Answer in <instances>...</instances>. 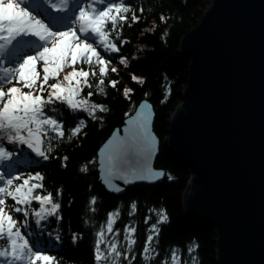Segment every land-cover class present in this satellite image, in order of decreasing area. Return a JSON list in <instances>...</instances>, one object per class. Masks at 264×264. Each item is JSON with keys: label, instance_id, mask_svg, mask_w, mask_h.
<instances>
[{"label": "trees", "instance_id": "1", "mask_svg": "<svg viewBox=\"0 0 264 264\" xmlns=\"http://www.w3.org/2000/svg\"><path fill=\"white\" fill-rule=\"evenodd\" d=\"M210 1L125 0L132 11L126 14L127 22H120L117 32L109 37L120 50L106 51L99 41L94 45L103 59L110 60L106 75L100 76L99 66L90 70L87 64L76 65L77 70L84 68L90 71L89 82L93 85L91 88L84 86L81 96L89 99L90 103L105 105L108 110H97V119H93L87 112L73 111L66 104L49 105L45 112L62 125L64 138H59L52 131L43 137V147L47 149L51 145L47 160L29 152L25 144H12L6 138L0 139V146L11 154V158L0 160V172L5 173L6 177L40 173L44 177V189H37L34 195L51 192L53 200L61 205L59 219L57 216H47L39 219L38 223L33 210L38 211L40 205L35 200L27 218L22 213H14L19 220H27V228L22 227L21 232L29 243L38 244L40 250L55 256L60 264H96L95 247L98 240L100 249L105 254L109 245L114 242L122 253L128 255V260L121 256L120 264H129V261L131 264H168L173 249L178 250L181 264H193V257L195 264H216L215 231L185 217L182 197L189 172L176 165L166 150L160 148L154 164L155 169L164 171L163 179L151 185H133L120 196L105 191L97 181L96 170V153L99 147L145 98L150 99L155 114V135L161 142L167 135L168 117L181 101V91L188 80L189 59L178 52L179 42L198 23ZM88 4L99 9L105 6L94 4L93 0H81L79 4L74 0L67 16L78 15V11L74 12L73 9L86 7ZM22 6H26L37 19L49 18L40 0H27V4ZM140 9L144 11L141 12ZM133 13L140 17L139 22L131 23ZM129 23L131 27L128 26ZM108 27L111 28V25ZM117 35L120 40H116ZM121 57L126 58L127 66L120 63ZM0 64L3 67L11 66L3 56H0ZM111 68H116L117 71L112 72ZM69 71L70 68L65 69L58 79H62ZM91 71L96 72L95 77L91 75ZM133 76L142 78L143 83L133 80ZM101 78L104 79V85L101 86L104 92H99L96 88ZM111 80L118 81L115 88L110 86ZM54 82L56 81H49ZM125 88L132 90L128 98L124 95ZM89 92H92L91 97L87 95ZM80 121H84L86 126L78 135L70 138L71 130ZM65 156L68 157L67 161H63ZM62 164H66V167ZM83 166L87 167L86 172H81ZM93 197L96 198L95 204L90 203ZM133 202L136 204L134 211L131 208ZM9 203L14 202L9 200ZM161 210L169 219L167 223L157 224ZM114 213L118 215L112 217V240L107 234V227L109 217ZM153 224H157L160 229L158 236L151 231ZM132 228L136 230L133 235L136 243L129 252L126 237ZM100 233H103V237H100ZM73 234H77L75 243ZM149 235L154 237L151 245L154 251L150 252V256L155 259L145 261L143 248ZM193 241L198 247L189 254V246Z\"/></svg>", "mask_w": 264, "mask_h": 264}, {"label": "water", "instance_id": "2", "mask_svg": "<svg viewBox=\"0 0 264 264\" xmlns=\"http://www.w3.org/2000/svg\"><path fill=\"white\" fill-rule=\"evenodd\" d=\"M178 52L188 80L167 135L143 99L97 150V181L114 196L158 183L163 148L189 172L183 211L214 229L215 263L264 264V0H211Z\"/></svg>", "mask_w": 264, "mask_h": 264}, {"label": "snow or ice", "instance_id": "3", "mask_svg": "<svg viewBox=\"0 0 264 264\" xmlns=\"http://www.w3.org/2000/svg\"><path fill=\"white\" fill-rule=\"evenodd\" d=\"M81 0H77L79 4ZM94 4H104L102 9L88 4L86 7L74 8L78 15L61 17H49L52 26L41 19H37L26 6L27 0H0V56L11 65L3 67L0 64V139L6 138L9 143L26 144L38 156L47 160L48 152L43 147L42 137H46L49 131L55 132L61 139L64 138L62 125L57 119L47 115L45 109L49 105L56 103L66 104L73 111L87 112L90 117L97 119L96 112H106L105 105L90 103L89 99L81 96L83 87H93L89 82L90 71L76 65L87 64L89 69L99 66L101 77L106 75L107 66L110 60H105L97 51V41L104 46L106 51L118 52L120 49L109 37L117 32L120 22H127V13L132 11L131 6L125 0L118 2H108V0H93ZM56 11H68L67 0H62L60 6L55 3L51 5ZM143 12V9H140ZM140 17L133 13L131 23L139 22ZM163 20L164 18L161 17ZM131 23L128 24L131 27ZM109 24L111 28H109ZM63 25L64 27H59ZM72 25H76L73 27ZM56 27L57 30H53ZM122 27V24H121ZM34 37V39H27ZM120 40V36H116ZM15 42V43H13ZM123 41H121V46ZM120 63L127 66L126 58L121 57ZM39 68V70H38ZM70 68L62 79H58L65 69ZM116 72V68H111ZM93 77L95 71H91ZM133 80L143 83L142 78L133 76ZM50 80L56 82L49 83ZM118 81L111 80L110 86L115 88ZM11 85V86H9ZM104 79L101 78L96 84L99 92H104ZM27 89V91H25ZM131 89L125 88L124 95L128 98ZM47 93L45 96L44 94ZM88 97L92 96L89 92ZM147 105V102H145ZM49 111H52L49 109ZM99 119H103L99 117ZM86 126L84 121H80L71 130L70 138L78 135L82 128ZM51 139V138H49ZM11 158V154L0 146V159ZM68 157H63L67 161ZM66 167V164H62ZM81 172H86L87 167H81ZM165 175L163 172L155 173L157 178ZM171 179V177H169ZM44 177L40 173L35 175H8L0 172V264H60L55 256L46 254L40 250L39 245L29 243V240L21 232V228H27V220H19L14 213H22L23 217L29 216L32 202L39 203L38 211L33 210V214L39 219L47 216H57L59 219L60 203L54 201L52 193L46 195L35 194L37 189H44L42 183ZM22 181V183H18ZM119 190V189H118ZM59 196V191H57ZM9 200L14 203H9ZM91 204L96 203L93 197ZM132 210L136 208L135 202L131 205ZM108 222V231H112V217ZM167 214L161 210L157 224L168 222ZM153 224L151 231L159 235V227ZM135 229H129L128 249L131 251L136 240L133 238ZM103 237V233H100ZM153 236L149 235L143 248V258L145 261L155 259L150 256ZM77 234H73V243L76 242ZM98 240L95 247L96 264L110 262V264H120L121 256L128 260V255L122 253L115 243L109 245L108 252L105 254L100 249ZM198 245L195 241L189 246V254L195 252ZM135 259V257H132ZM131 264V261H129ZM168 264H181L178 250L171 252ZM195 264V257H193Z\"/></svg>", "mask_w": 264, "mask_h": 264}, {"label": "rangeland", "instance_id": "4", "mask_svg": "<svg viewBox=\"0 0 264 264\" xmlns=\"http://www.w3.org/2000/svg\"><path fill=\"white\" fill-rule=\"evenodd\" d=\"M29 1H36V0H29ZM41 1H44L43 2V4H44V7H45V10H46V12H47V15H48V17H61V16H67V14L69 13V11L71 10V8H72V6H73V0H67V9H68V11H61V12H58V11H56L51 5L53 4L52 2H50V1H47V0H41ZM59 1V0H58ZM57 1V2H58ZM61 3H62V1H61ZM61 3L59 4V5H57V6H60L61 5ZM56 4V3H55ZM53 11V12H52ZM43 21H45V23H48L50 26H52L51 25V23H50V21H49V19H47V18H43ZM53 30H57V28L56 27H53ZM27 39H34V37H28ZM15 43V42H14ZM101 45V44H100ZM102 47H104L103 45H101ZM39 69V68H38ZM0 160H2V159H0ZM107 234H109L110 236H111V239L113 240V236H114V234H113V232L111 231V232H109L108 231V227H107ZM103 241V239L101 240V242ZM112 243H114V242H112ZM108 264H110V262L108 263Z\"/></svg>", "mask_w": 264, "mask_h": 264}]
</instances>
